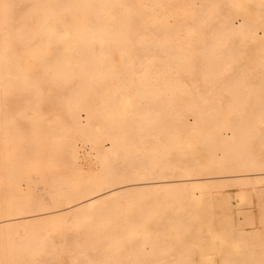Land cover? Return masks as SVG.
<instances>
[{
  "label": "bare ground",
  "instance_id": "6f19581e",
  "mask_svg": "<svg viewBox=\"0 0 264 264\" xmlns=\"http://www.w3.org/2000/svg\"><path fill=\"white\" fill-rule=\"evenodd\" d=\"M0 264H264V0H0Z\"/></svg>",
  "mask_w": 264,
  "mask_h": 264
}]
</instances>
